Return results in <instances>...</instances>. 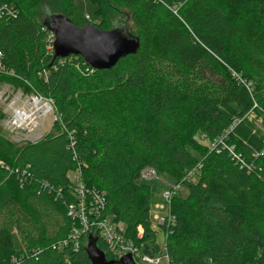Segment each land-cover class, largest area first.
Listing matches in <instances>:
<instances>
[{
    "label": "trees",
    "instance_id": "obj_1",
    "mask_svg": "<svg viewBox=\"0 0 264 264\" xmlns=\"http://www.w3.org/2000/svg\"><path fill=\"white\" fill-rule=\"evenodd\" d=\"M89 1L94 25L114 29V3L140 40L111 70L48 51L44 5L93 24L75 0H0L15 14L0 17V85L51 100L56 116L52 132L21 146L0 128V264H91L84 246H60L79 227L69 216L77 171L89 219L157 252L146 168L188 190L159 225L171 264H264V0Z\"/></svg>",
    "mask_w": 264,
    "mask_h": 264
},
{
    "label": "built area",
    "instance_id": "obj_2",
    "mask_svg": "<svg viewBox=\"0 0 264 264\" xmlns=\"http://www.w3.org/2000/svg\"><path fill=\"white\" fill-rule=\"evenodd\" d=\"M5 15L14 16L15 14L11 7L2 5L0 6V17H4ZM87 19L89 20V17H87ZM43 30L46 32L48 51L54 53L56 36L46 28H43ZM6 98L8 99L9 106V116L6 126L11 132H33L46 118L52 116L53 119L54 108L52 101L40 95L33 94L27 97L22 105H19L21 97H18L17 94L12 96L11 93L8 92ZM157 174L156 170L146 168L141 173V179L144 182L152 181L157 178ZM68 179L76 188V193L79 197L77 205L70 206L69 216L78 222L79 227L73 229L70 238L62 243L60 245L61 247L72 246L74 251H78L83 246H87L90 232H93L99 235L107 245V251L112 259L119 260L128 254H132L137 264H141V262L144 264H171L165 245L160 252L157 251L154 252V254H147L138 249L135 244L124 238L125 228L122 225L107 219L99 220L96 217L93 220L89 219L88 213H95L96 210L93 203H89V201L86 200V190L83 185L81 173L79 171L71 173ZM179 188L180 185H177L164 193L166 204L161 208H165V205H167L169 208V216L160 218L159 223L161 225L166 221L169 223L172 221L170 205L172 197H174L173 195L177 193ZM95 202L100 205L99 198H96ZM15 264L20 263L16 262Z\"/></svg>",
    "mask_w": 264,
    "mask_h": 264
},
{
    "label": "water",
    "instance_id": "obj_3",
    "mask_svg": "<svg viewBox=\"0 0 264 264\" xmlns=\"http://www.w3.org/2000/svg\"><path fill=\"white\" fill-rule=\"evenodd\" d=\"M42 13L45 28L56 36L55 58L80 56L94 70H111L122 59L136 54L140 48L139 38L133 37L127 29L104 30L94 24L79 28L66 16L54 15L46 5ZM98 240V236L90 232L84 251L91 264H137L132 254L119 260H108L99 249ZM146 253L154 254V251Z\"/></svg>",
    "mask_w": 264,
    "mask_h": 264
},
{
    "label": "rangeland",
    "instance_id": "obj_4",
    "mask_svg": "<svg viewBox=\"0 0 264 264\" xmlns=\"http://www.w3.org/2000/svg\"><path fill=\"white\" fill-rule=\"evenodd\" d=\"M31 5L33 4V0H31ZM75 4L89 17V20L95 24L100 21V18H97L95 16V12L97 10L96 5H94L92 2L89 0H75ZM110 8L109 15L108 17L114 20V28L118 29H127L129 30L132 27V22L129 20L128 14L126 11H124L122 8L118 7L116 4L113 3V5ZM8 92L11 93V95H18V97H21V101H19V105L23 104V101L31 96L29 94H25L21 90H18L16 88L11 87L8 84H2L0 85V104H3V111L5 113V118L0 124V128L2 133L11 141L14 143L18 144L21 146L25 142H35L43 138L46 134L52 132L53 126L55 124L56 119H52V116L46 118L40 125L37 126V128L33 132H25V131H20V132H11L7 126L6 122L8 120V99L7 94ZM51 101V100H50ZM53 104V103H52ZM54 106V105H53ZM54 108V107H53ZM55 115V112L54 114ZM250 119L253 121V123L258 126L261 123V118L257 117L256 115H251ZM260 127V126H259ZM203 146H209L207 141L205 139L200 138ZM195 173H188L185 177H189L192 180H196L197 177L195 176ZM150 186H153L156 188L155 192V197H154V204L152 205L151 208V222L153 225V228L157 231V237H156V246L158 247V252H160L164 245H165V236L162 230L160 229L161 225L159 223L160 218L162 217H168L169 216V208L167 205H165V208H161L166 204V199H165V192L169 191L172 187L180 185V188L178 189L177 193L174 194L173 196H181V197H186L188 194L187 188L181 186V183H178L171 177L167 175H161L157 174V178L152 180V181H147L144 182ZM173 199V197H172ZM160 205L158 207L157 205ZM158 216V217H157ZM29 230H32L31 228ZM15 233L17 231L15 230ZM86 247V246H85ZM1 249V248H0ZM16 263V258H11L10 262L7 264H15ZM141 264H144L141 262Z\"/></svg>",
    "mask_w": 264,
    "mask_h": 264
},
{
    "label": "crops",
    "instance_id": "obj_5",
    "mask_svg": "<svg viewBox=\"0 0 264 264\" xmlns=\"http://www.w3.org/2000/svg\"><path fill=\"white\" fill-rule=\"evenodd\" d=\"M0 107H1V108L3 107V104H2V103L0 104ZM157 206H158V207H160V205H159V204H158ZM157 217H158V216H157Z\"/></svg>",
    "mask_w": 264,
    "mask_h": 264
}]
</instances>
